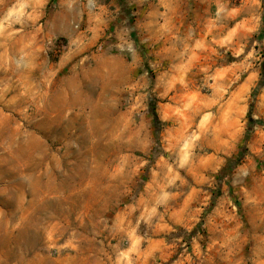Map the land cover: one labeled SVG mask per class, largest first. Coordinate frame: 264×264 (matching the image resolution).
<instances>
[{
    "label": "rangeland",
    "instance_id": "1",
    "mask_svg": "<svg viewBox=\"0 0 264 264\" xmlns=\"http://www.w3.org/2000/svg\"><path fill=\"white\" fill-rule=\"evenodd\" d=\"M0 264H264V0H0Z\"/></svg>",
    "mask_w": 264,
    "mask_h": 264
},
{
    "label": "trees",
    "instance_id": "2",
    "mask_svg": "<svg viewBox=\"0 0 264 264\" xmlns=\"http://www.w3.org/2000/svg\"><path fill=\"white\" fill-rule=\"evenodd\" d=\"M156 116V113L154 114ZM253 121L252 117H251V122Z\"/></svg>",
    "mask_w": 264,
    "mask_h": 264
}]
</instances>
